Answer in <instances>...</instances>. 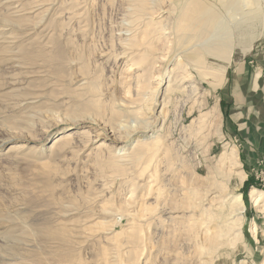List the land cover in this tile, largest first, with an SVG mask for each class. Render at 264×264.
<instances>
[{
  "label": "rangeland",
  "instance_id": "obj_1",
  "mask_svg": "<svg viewBox=\"0 0 264 264\" xmlns=\"http://www.w3.org/2000/svg\"><path fill=\"white\" fill-rule=\"evenodd\" d=\"M189 1L158 0L149 11L166 10L162 18L173 34L165 40L145 36L153 31L146 10L134 11L139 31L126 29V0H0V264H264V201L255 206L250 198L252 189L264 192V160L247 170L240 155L241 145H257L264 130V1L237 16L231 0H198L228 27L233 52L224 66L209 53L199 57L196 36L210 28L205 18L179 26ZM147 46L181 58L195 75L213 77L204 83L210 90L204 112H220L218 132L213 120L204 130L193 126L199 105L190 115L185 98L167 108L166 119L156 117L170 73L157 79L163 71L145 59ZM251 94L261 105L258 123L242 109ZM146 116L157 118L151 132L133 133L144 129ZM231 118L238 124L233 136L226 127ZM131 119L139 124L123 129ZM68 133L80 136L51 149ZM112 133L126 139V149L150 136L173 142L141 164L118 167L98 146L113 143ZM233 149L243 183L231 177ZM223 180L220 197L226 194L229 206L243 196V234L202 263L205 214L202 222L173 230L174 223L166 226L154 213L190 212L200 199L215 210ZM123 212L133 221L120 220Z\"/></svg>",
  "mask_w": 264,
  "mask_h": 264
},
{
  "label": "bare ground",
  "instance_id": "obj_2",
  "mask_svg": "<svg viewBox=\"0 0 264 264\" xmlns=\"http://www.w3.org/2000/svg\"><path fill=\"white\" fill-rule=\"evenodd\" d=\"M126 1L127 4L126 9L124 10L125 15L123 22L125 23L124 25H126V29L128 31L131 32L132 29L139 31L140 29V26L138 24H134V22L136 21L135 17L133 16L134 11L146 10L147 12L144 15L145 21L147 22L146 26L151 27L153 31L146 33L145 36H156L155 39H157V37L159 39L165 40L170 39V36L173 34V30L169 26V24L166 23L165 18H162L166 15V10H164L163 8H158V16H154V13L151 14L149 12L158 5V0ZM260 2H262V0H231V7L229 10L231 13L234 12L237 14V16H240V13L249 10L250 5H252L253 3L259 4ZM206 15L208 16L206 17ZM204 18L208 22L210 28L202 29V31L196 36V38H198V46L201 47L199 48L201 49V51L199 52V57L202 59L206 57V55L209 53L210 55H214L218 60H220L223 63L222 66L228 65L232 56L233 47L229 34H227L228 27L223 23L220 17L210 12L207 7L202 6V4L198 2V0H190L187 5L183 8V12L180 16L181 23L179 26H185V22H188V26H191L193 22L194 25H196L199 21L203 20ZM131 38H133V36L131 37V35L129 34L127 35V38L125 40L129 41ZM126 50L132 51L133 48L126 47ZM143 55L145 59L149 58L150 60H152L153 64L159 63L158 67L162 68L163 72L162 74L160 73V75H158L157 79L163 80L165 72L170 73L169 81L165 88V95L162 100V109L156 117L164 116V118L166 119V115L168 114L167 108H169L174 101H179V99L184 102L183 99L185 98L186 102L188 101L192 103L190 115H193L195 105L197 103L199 105L198 112H200V116L193 120V126L195 128L199 127V129L204 130L205 127L209 126V124L213 120L217 123L216 129L218 132V121L221 117L220 112L217 110L216 107L204 112V110L207 108V96L210 93V90L205 88L204 86L205 80L208 78L205 77L204 74L195 75L193 71L187 70L186 65L181 64V58L177 56L171 57L168 53L160 52L156 46L145 47ZM219 72L220 71L216 69L213 70L214 75H218ZM208 77L209 81H211V78H213L211 76ZM156 92L157 90L153 94L151 104H149L145 108L147 109V111H152L155 107L156 103H154V99ZM181 104L183 103L181 102ZM150 118V116H146V119L141 122V124L145 126L143 130H140L138 128L132 129L133 133H150L154 125L153 123L157 119L156 118L150 121ZM130 121L131 122H126V128L123 129L130 130V127H132V123L139 124L137 119H131ZM121 127H124V125H122ZM199 133L200 132H198V134ZM77 136L80 135L68 133L59 136L51 145V149H54L60 144L66 142L67 140H70ZM83 136L84 134H82V137ZM111 138L113 140V143L101 141L98 146L103 149H106L111 154V158L109 159L110 164L118 167H125L134 163L141 164L148 155L154 154L155 150L157 152V149L159 146H161V144L166 143L168 148V146L173 142V139L170 136H166L164 140L160 139L158 136H150L148 138L149 140L138 141L133 144L132 148L126 149L124 148L126 142L125 138L115 136L113 133L111 135ZM70 142L71 141H68L65 144H70ZM89 143L90 140H85V142L83 143V148H88V146L90 145ZM139 146L147 147L142 152H134V150ZM122 151L123 153H121ZM229 158L232 160L231 170H234V172L231 174V177L234 178V176H236L238 179H240L241 183H243V181L245 180V174L242 170H239L240 165L238 160V154L235 149L230 152ZM224 182L225 180L218 183V188L220 187V185H224ZM224 191V187L219 188V196H217V198L222 199V204L216 207L215 210H211L212 205L210 203H205V199H200L197 204H194L193 209L189 210L190 212H188V210L184 211L162 207L157 209V211L154 213V218L160 219L162 221V224L168 226L174 223L172 226L173 230H179L180 224L195 223L198 219L200 222H202V218L206 216V219H204V222L206 223L202 231V239L205 243V253L202 254L203 256H201V259H203L202 263L212 262L210 261V259H213L214 254L220 252V250L223 248L222 246H219L220 244H222V242H225L226 240H230L232 242L241 239L243 234V219L246 208L243 196L235 195L234 197H232L233 202L231 206H229L227 204L229 202V199L225 200L226 194L220 197L221 193H223ZM208 193L212 195L215 192L213 190H210L208 191ZM250 198L253 202L256 203L255 206L259 205L262 201H264V192L258 189H252L250 192ZM228 206L229 210L227 209ZM223 209H226V211H223ZM194 210L199 211V213L194 212ZM188 214L191 215L193 218L187 221L184 219V217H188ZM128 215L129 214L125 215V212H123L120 216V220L122 219L123 221V219L126 218L128 221L132 222L133 220L129 218ZM223 217H225L224 220ZM130 224L131 226L133 225V223H129V225ZM255 233H257L256 227Z\"/></svg>",
  "mask_w": 264,
  "mask_h": 264
},
{
  "label": "crops",
  "instance_id": "obj_3",
  "mask_svg": "<svg viewBox=\"0 0 264 264\" xmlns=\"http://www.w3.org/2000/svg\"><path fill=\"white\" fill-rule=\"evenodd\" d=\"M237 78H240V77H237ZM252 96L253 94L250 95L251 102L248 103L247 107L243 106L242 109H244V111L246 109L248 112L254 113L256 115L255 121L258 123V114L261 110V105L259 104V102H256L257 104L255 105L253 103ZM237 126L238 124H237L236 119L231 118L227 122L226 127L229 130V133L231 134V136H233V134H236V132H238ZM255 139H256L257 145L252 144L251 146L248 143H243L241 145L240 155L244 163V167L247 170H250L251 168L256 167L259 161L264 160V130L259 135H257Z\"/></svg>",
  "mask_w": 264,
  "mask_h": 264
},
{
  "label": "built area",
  "instance_id": "obj_4",
  "mask_svg": "<svg viewBox=\"0 0 264 264\" xmlns=\"http://www.w3.org/2000/svg\"><path fill=\"white\" fill-rule=\"evenodd\" d=\"M262 171L264 172V168L262 169Z\"/></svg>",
  "mask_w": 264,
  "mask_h": 264
}]
</instances>
